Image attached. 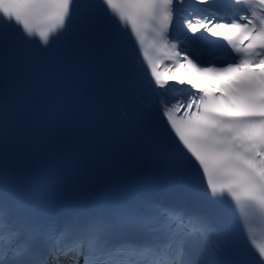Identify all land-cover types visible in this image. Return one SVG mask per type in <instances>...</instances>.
I'll list each match as a JSON object with an SVG mask.
<instances>
[{"label": "snow or ice", "instance_id": "6c2138e0", "mask_svg": "<svg viewBox=\"0 0 264 264\" xmlns=\"http://www.w3.org/2000/svg\"><path fill=\"white\" fill-rule=\"evenodd\" d=\"M100 7L131 25L147 61L146 89L165 131L174 133L178 170L183 161L195 168L205 178L203 194L170 202L128 193L76 197L51 191L39 175L10 186L4 157L16 120L6 118L0 264H233L230 212L245 234L257 219L264 225V0H101ZM81 8L78 0H0V35L16 44L38 36L49 45L52 34L68 32ZM16 26L18 40L4 32ZM198 33L226 40L233 62L201 60ZM165 60L172 64L161 71ZM226 198L229 211L214 208ZM256 248V264H264V244Z\"/></svg>", "mask_w": 264, "mask_h": 264}]
</instances>
